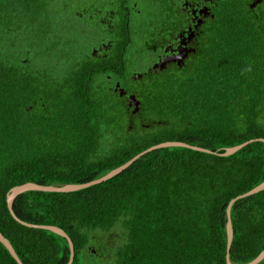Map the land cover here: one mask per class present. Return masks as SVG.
Here are the masks:
<instances>
[{"label": "trees", "instance_id": "16d2710c", "mask_svg": "<svg viewBox=\"0 0 264 264\" xmlns=\"http://www.w3.org/2000/svg\"><path fill=\"white\" fill-rule=\"evenodd\" d=\"M88 2L0 0V231L25 264H68L71 251L66 237L11 214L12 187L88 182L165 141L222 152L264 138V5L254 16L230 2L188 68L142 87L134 115L113 89L134 47L125 35L92 57L75 15ZM263 181V141L229 156L170 146L84 189L26 191L14 210L63 228L72 264H227L228 205ZM231 215V260L249 262L264 249V190ZM0 264H18L1 242Z\"/></svg>", "mask_w": 264, "mask_h": 264}, {"label": "flooded vegetation", "instance_id": "af4514ba", "mask_svg": "<svg viewBox=\"0 0 264 264\" xmlns=\"http://www.w3.org/2000/svg\"><path fill=\"white\" fill-rule=\"evenodd\" d=\"M88 1L75 15L86 24L90 55L107 56L116 38L121 44L125 35L128 39L124 44L134 47L131 73L123 82L116 80L113 88L127 103L131 94L140 100L139 91L151 78L188 68L204 47L206 29L220 19L218 15H224L230 2L235 3L234 8L246 6L254 16L264 5V0L256 4L255 0H149L148 11V0H102V7L96 4L100 0ZM124 50V45L119 46L118 53ZM128 107L133 113L135 107Z\"/></svg>", "mask_w": 264, "mask_h": 264}, {"label": "water", "instance_id": "95a60500", "mask_svg": "<svg viewBox=\"0 0 264 264\" xmlns=\"http://www.w3.org/2000/svg\"><path fill=\"white\" fill-rule=\"evenodd\" d=\"M261 1L262 0H255V4L258 2H261ZM139 76L141 77L142 74H139ZM119 86H120V83H117V87H119ZM124 93H125V90L123 88H121V95H123ZM128 99H129V103H128L129 106L135 107L133 110V113H136L137 111H139L141 101L136 97V95L131 94V95H129ZM255 140H259V141L264 142L263 137L251 139L249 141H245V142L238 144V145H235V146L226 147L224 149V151H222V152H216V151H212L210 149L203 148L201 146L191 145V144L184 142V141L174 140V141L161 142V143H158V144H155V145H152V146L146 148L145 150L141 151L140 153H138L137 155L132 157L130 160H128L124 164L112 169L111 171L107 172L106 174L102 175L101 177L93 179V180L88 181V182L65 183L62 185H53V184L46 185V184H39V183L30 181V182H26V183H23L20 185H16V186L12 187L7 193L8 207H9L11 214L22 224H25V225L30 226V227L50 230V231L55 232L61 236L66 237L68 240L69 246H70V251H71V256H70V260H69L68 264H72L74 261V258H75V248H74L73 240L70 237V235L63 228H61L57 225L33 224V223H28L26 221L21 220L17 216V214L15 213V210H14V202L19 195H21L22 193H24L26 191H31V190L49 191V192H72V191H77L80 189L87 188L91 185L102 183V182L118 175L119 173H121L125 169H127L136 160H138L140 157H142L143 155H145V154H147L153 150L163 148V147L182 146V147H188V148L199 150V151L216 153V154H219L221 156H229V155L236 153L237 151L242 149L244 146L248 145L249 143H251ZM262 190H264V181L261 182L260 184H258L257 186H255L254 188H252L251 190L233 198L228 205L227 223H226V229H227V257H226V260H227V264H258L264 259V249L259 253V255L256 258L252 259L249 262H245V263H234L230 257L231 247H232L233 238H234V227H233V223H232L231 208H232L233 204L236 201H238L239 199L254 195V194H256ZM0 242L9 250V252L16 259L18 264H25L23 262V260L20 258L19 254L17 253V251L14 248L11 241L3 234L2 231H0ZM95 252H96V250L92 249V253H95Z\"/></svg>", "mask_w": 264, "mask_h": 264}, {"label": "rangeland", "instance_id": "374dc122", "mask_svg": "<svg viewBox=\"0 0 264 264\" xmlns=\"http://www.w3.org/2000/svg\"><path fill=\"white\" fill-rule=\"evenodd\" d=\"M109 37H112V36L110 35ZM99 249H102V247H99ZM102 257H103V255H101V256L99 255V257L96 260V263H98V264H107L108 260H106L105 258L103 259Z\"/></svg>", "mask_w": 264, "mask_h": 264}]
</instances>
